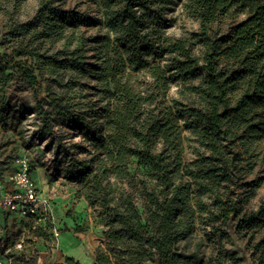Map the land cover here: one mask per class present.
I'll return each mask as SVG.
<instances>
[{
  "label": "trees",
  "instance_id": "trees-1",
  "mask_svg": "<svg viewBox=\"0 0 264 264\" xmlns=\"http://www.w3.org/2000/svg\"><path fill=\"white\" fill-rule=\"evenodd\" d=\"M49 2L39 0L34 19L17 26L24 34L32 33L34 41H40L29 52H19L18 57L44 60L40 64L49 77L68 71L70 84L96 74L111 79L114 86L108 83L100 92L105 97L111 96L112 91L115 94L114 104L104 107L101 124L98 116L87 120L82 114L69 112L68 104L61 98L51 94L46 98L72 129L88 135L87 152L93 153L87 173L93 172L98 157L105 162L84 187L87 202L101 211L106 228V252L96 254L95 264H111L110 259L113 264H142L154 256L157 264H185L186 257L176 244L193 232L195 221L203 214L212 225L234 222L238 234L245 232L243 237L253 263L264 264V236L256 240L254 232L264 230V204L246 213L237 203L222 199L228 184L241 173L251 171L254 159L264 150V0H191L190 9L199 22V57L193 55L194 45L188 40L166 39V45L157 41L152 7L164 0H101L105 26L112 31L120 50L113 46L116 59L104 57L96 66L85 61L87 40L82 36H62L66 28H78L80 14L68 12L61 14L64 19H52L60 12L49 8ZM19 4L20 0L12 1L15 9ZM234 8L246 9V20L233 28L225 41L210 36L211 24ZM60 39L66 40L64 49L71 41L76 42L74 50L61 52L62 60L52 62L40 54L39 46L45 45L42 43L51 47ZM164 54L172 58L162 70L153 66L152 71L161 75L165 90L169 81L180 80L183 89L179 94L185 97L186 105L173 100L176 114L170 109L161 116L157 108H152L158 94L139 90L138 84L134 87L128 80L132 78L130 73H126L123 83L116 76L125 68L132 72L148 68L149 59L157 60ZM28 59L16 62L14 68L39 97L42 85L37 76L42 82L46 80L35 69L37 64L28 65ZM199 64L204 75L194 84V71ZM5 72L0 59L1 97L10 79ZM166 73H170L168 78ZM156 74L153 78L157 85ZM175 115H186V128L203 147L185 165L184 137ZM49 119L46 113V131ZM157 143L161 145L159 151ZM133 162L146 169V178L139 176V170L131 172ZM85 164L86 161L84 170ZM206 193L217 196L215 202L219 206L215 212H205L202 196ZM67 264L74 263L68 259Z\"/></svg>",
  "mask_w": 264,
  "mask_h": 264
},
{
  "label": "rangeland",
  "instance_id": "rangeland-1",
  "mask_svg": "<svg viewBox=\"0 0 264 264\" xmlns=\"http://www.w3.org/2000/svg\"><path fill=\"white\" fill-rule=\"evenodd\" d=\"M12 1L0 0V59L6 68L5 74L10 77L5 83L3 97L0 96V264H67L68 259L74 264H84L83 257L85 260L91 257L95 264L96 254L106 252L107 239L103 235L106 228L103 226L101 211L91 208L87 202L84 187L97 168L105 166V162H102V157H98L93 172L87 173V169L91 168L88 160L93 153L91 150L90 155L87 152L88 135L72 129L70 122L60 117L46 98L49 94L61 98L68 104L69 112L82 114L87 120H92L94 115L98 116V124H101L104 107L114 104L115 94L112 91L111 96L105 97L100 92L107 88L108 83L114 86L111 79H102L96 74L70 84L68 71L61 70L57 76L49 77L45 73V66L40 64L44 60H30L29 56L19 58V52H29L40 43L33 40L32 33L24 34L17 27L27 25L34 19L39 0H20L16 9ZM190 1L164 0L163 3L155 4L152 7L153 26H157L159 43L169 44L166 39L188 40V44L194 45L193 55L199 57L200 50L196 44L199 22L197 15L190 9ZM49 8L60 12L52 19H64L61 14L68 12L80 14L78 28L65 27L62 36H82L87 40L85 61L89 65L96 66L104 57L116 59L113 46L119 48L113 41L112 31L105 26L101 0H50ZM247 16L246 9L234 8L211 24L209 35L225 41L231 30L242 24ZM42 44L45 45L39 46L40 54L57 62L62 60L61 52L74 50L76 42L71 41L66 49L65 39L58 40L51 47ZM170 58L172 56L164 54L157 60L149 59L148 68L139 72L125 68L116 76V80L123 83L126 73H130V84L134 87L138 84L139 90H150L158 94L152 108H157L161 116L170 109L176 114L173 100L186 105L185 97L179 94V90L183 89L181 81H169L165 90V81L160 80L161 75L152 71L153 66L162 70ZM26 59L29 60L28 65L37 64L35 69L38 68L46 80L42 82L41 77L37 76V82L42 85L39 97L35 96L32 88L14 68L16 62ZM155 74L159 78L157 85L153 78ZM169 74L165 76L168 78ZM203 75L199 64L194 71V84ZM46 113L50 117L48 131ZM185 116H176L184 137V165L192 162L197 152L203 150L199 138L186 128ZM160 149L161 145L157 143L156 150ZM258 154L260 156L254 159L253 169L241 173L238 179L230 182L222 198L223 202L229 199L237 203L246 213L256 211L264 204V150ZM85 161L86 170L83 169ZM23 164L36 194L50 204L52 213L45 222L39 217L18 215L16 204L14 210L9 206L12 192L19 190L14 180L16 174L24 169ZM138 170L139 176L146 178V169L138 168L133 162L131 172L136 173ZM216 197L214 193L202 196L205 212L216 211L219 206L215 202ZM206 216L203 214L200 220H196L193 232L176 244L186 257L183 259L185 264H254L247 239L243 237L245 232L238 234L232 221L225 225H221V222L212 225ZM254 232L256 240L264 236L263 229ZM18 245H22L21 249H17ZM110 263L113 264V260L110 259ZM142 264H157L156 257H149Z\"/></svg>",
  "mask_w": 264,
  "mask_h": 264
},
{
  "label": "built area",
  "instance_id": "built-area-1",
  "mask_svg": "<svg viewBox=\"0 0 264 264\" xmlns=\"http://www.w3.org/2000/svg\"><path fill=\"white\" fill-rule=\"evenodd\" d=\"M24 169L18 172L15 176V183L19 186L17 192H12L9 200V206L11 209H18V215H30L32 217H39L44 222L49 219L51 215V207L47 200L41 198L36 194V190L31 184L27 176V170L25 164ZM16 204V208H15ZM58 232H56V236ZM22 245H18L17 249H21Z\"/></svg>",
  "mask_w": 264,
  "mask_h": 264
},
{
  "label": "crops",
  "instance_id": "crops-1",
  "mask_svg": "<svg viewBox=\"0 0 264 264\" xmlns=\"http://www.w3.org/2000/svg\"><path fill=\"white\" fill-rule=\"evenodd\" d=\"M77 253H79V251H76ZM89 258V261L85 260V257H83V262L84 264H93V260L91 257H88Z\"/></svg>",
  "mask_w": 264,
  "mask_h": 264
},
{
  "label": "bare ground",
  "instance_id": "bare-ground-1",
  "mask_svg": "<svg viewBox=\"0 0 264 264\" xmlns=\"http://www.w3.org/2000/svg\"><path fill=\"white\" fill-rule=\"evenodd\" d=\"M87 260H89V258H86Z\"/></svg>",
  "mask_w": 264,
  "mask_h": 264
}]
</instances>
